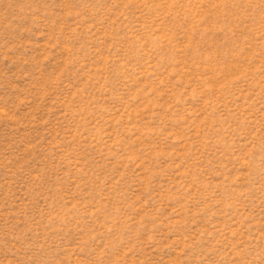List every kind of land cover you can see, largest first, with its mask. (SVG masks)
Returning <instances> with one entry per match:
<instances>
[{
  "label": "rangeland",
  "instance_id": "obj_1",
  "mask_svg": "<svg viewBox=\"0 0 264 264\" xmlns=\"http://www.w3.org/2000/svg\"><path fill=\"white\" fill-rule=\"evenodd\" d=\"M0 264H264V0H0Z\"/></svg>",
  "mask_w": 264,
  "mask_h": 264
}]
</instances>
